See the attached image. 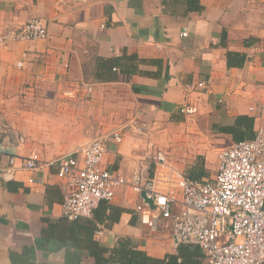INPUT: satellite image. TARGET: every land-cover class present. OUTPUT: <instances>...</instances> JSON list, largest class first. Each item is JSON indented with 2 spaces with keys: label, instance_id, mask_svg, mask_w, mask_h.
<instances>
[{
  "label": "crops",
  "instance_id": "obj_1",
  "mask_svg": "<svg viewBox=\"0 0 264 264\" xmlns=\"http://www.w3.org/2000/svg\"><path fill=\"white\" fill-rule=\"evenodd\" d=\"M32 18L47 38L0 48V264H131L123 245L176 254L168 231L142 223V192L130 187L97 215L65 217L67 181L47 162L127 125L104 158L120 174L153 175L164 148L186 176H214L215 148L234 143L221 126L249 115L264 127V0H0V32ZM229 52L242 65H228ZM76 83L93 92L66 97ZM32 153L44 160L38 170L18 161L4 177L12 156Z\"/></svg>",
  "mask_w": 264,
  "mask_h": 264
},
{
  "label": "built area",
  "instance_id": "obj_2",
  "mask_svg": "<svg viewBox=\"0 0 264 264\" xmlns=\"http://www.w3.org/2000/svg\"><path fill=\"white\" fill-rule=\"evenodd\" d=\"M47 37L44 22L32 18L18 30L0 32V48L11 40ZM83 88L84 93L81 84H71L66 86L64 94L79 100L93 92L91 84ZM182 111L186 112V108ZM136 119L133 118V122ZM127 127L98 136L71 153L47 162L57 169L60 179L67 181L62 203L65 217L90 216L100 202L110 203L121 188L130 187L145 191L146 198L153 200L154 207L146 198L135 207L150 233L168 231L176 246L201 247L207 264H264V127L256 130L253 139L219 149L216 173L204 179L188 178L172 168L168 153L161 150L155 155L160 167L153 175L140 168L126 177L105 165L108 143L120 142ZM13 134L18 144L26 142L23 134L15 131ZM18 161L20 166L17 167ZM43 163L39 153L12 156L11 166L2 174L14 177L19 167L38 170Z\"/></svg>",
  "mask_w": 264,
  "mask_h": 264
},
{
  "label": "trees",
  "instance_id": "obj_3",
  "mask_svg": "<svg viewBox=\"0 0 264 264\" xmlns=\"http://www.w3.org/2000/svg\"><path fill=\"white\" fill-rule=\"evenodd\" d=\"M197 6V5H194ZM232 55L236 57L239 54L237 53H228V65L230 66H240L242 65L244 61V57L241 56L239 61H233ZM125 71V70H122ZM220 132L223 133H228L232 135V138L234 142L238 141H243L247 139H253L256 135V130H255V118L249 115H238L233 124L226 125V126H221L220 127ZM201 173H205L202 169ZM193 174V173H192ZM187 177L191 179H200L201 177H193V175ZM202 179V178H201ZM100 208L103 206H111V204L102 201L98 205ZM99 207L98 209L94 210V213L96 214L99 212ZM127 245H123L120 248V252L128 258L127 262L131 264H201V258H205L204 252L201 249V247L196 246V245H189V244H180L178 247V252L176 254H169L165 258H156L148 255L147 253L139 250H134L131 247ZM126 248V249H125ZM180 258L181 261H180Z\"/></svg>",
  "mask_w": 264,
  "mask_h": 264
},
{
  "label": "rangeland",
  "instance_id": "obj_4",
  "mask_svg": "<svg viewBox=\"0 0 264 264\" xmlns=\"http://www.w3.org/2000/svg\"><path fill=\"white\" fill-rule=\"evenodd\" d=\"M233 143L231 142V141H229L228 143H225L224 141L223 142H219V144H218V146L217 147H227V146H230V145H232ZM215 149H217V150H215V153H217L218 152V148H215ZM159 150H161V151H163V152H166V153H169L170 151H169V149L167 150V149H164V148H157L156 149V152L157 151H159ZM169 151V152H168ZM168 155V154H167ZM169 160V159H168ZM209 162H211L210 160H209ZM169 165L172 167V168H175L176 170H178L175 166H173V165H171V163H170V160H169ZM154 168H155V165H154ZM217 168V167H216ZM178 171H180V170H178ZM216 173V172H215Z\"/></svg>",
  "mask_w": 264,
  "mask_h": 264
},
{
  "label": "water",
  "instance_id": "obj_5",
  "mask_svg": "<svg viewBox=\"0 0 264 264\" xmlns=\"http://www.w3.org/2000/svg\"><path fill=\"white\" fill-rule=\"evenodd\" d=\"M142 197L146 198V192L145 191H142ZM146 201L149 202L152 207H154L152 199H147L146 198Z\"/></svg>",
  "mask_w": 264,
  "mask_h": 264
}]
</instances>
